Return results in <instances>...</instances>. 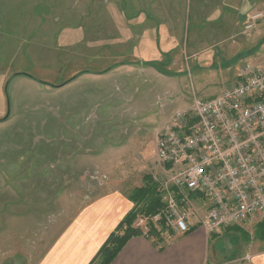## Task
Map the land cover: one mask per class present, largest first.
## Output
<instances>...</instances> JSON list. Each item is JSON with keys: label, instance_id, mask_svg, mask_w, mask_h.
<instances>
[{"label": "rangeland", "instance_id": "1", "mask_svg": "<svg viewBox=\"0 0 264 264\" xmlns=\"http://www.w3.org/2000/svg\"><path fill=\"white\" fill-rule=\"evenodd\" d=\"M244 64L264 67V0H0V264H32L91 198L145 176L160 211L178 200L158 130ZM259 220L242 237L264 240Z\"/></svg>", "mask_w": 264, "mask_h": 264}, {"label": "built area", "instance_id": "2", "mask_svg": "<svg viewBox=\"0 0 264 264\" xmlns=\"http://www.w3.org/2000/svg\"><path fill=\"white\" fill-rule=\"evenodd\" d=\"M250 27V26H249ZM156 157L180 194L152 217L185 233L200 225L210 233L264 221V67L244 64L237 81L212 99H195L162 123ZM207 202L194 220L190 196Z\"/></svg>", "mask_w": 264, "mask_h": 264}, {"label": "crops", "instance_id": "3", "mask_svg": "<svg viewBox=\"0 0 264 264\" xmlns=\"http://www.w3.org/2000/svg\"><path fill=\"white\" fill-rule=\"evenodd\" d=\"M210 86L197 90L201 99L226 88L221 83ZM129 194L111 190L91 198L32 264L95 263L109 235L134 209ZM246 226H229L218 234L200 225L185 233L163 229L162 245L143 235L133 236L109 264H264V240L242 237Z\"/></svg>", "mask_w": 264, "mask_h": 264}, {"label": "trees", "instance_id": "4", "mask_svg": "<svg viewBox=\"0 0 264 264\" xmlns=\"http://www.w3.org/2000/svg\"><path fill=\"white\" fill-rule=\"evenodd\" d=\"M158 186V183L153 181L152 178L145 176L144 184L130 192L129 198L134 204L142 203L143 206L138 209L139 214L142 216L152 217L164 207ZM136 216L137 212L133 209L124 217L115 231L109 235L96 257V262L93 264H109L122 246L133 236L143 235L148 239H152L155 244L159 243L162 245L161 231L164 229L163 223L156 222L157 224H154L152 221H149L147 232H143L139 227L133 226ZM258 224V230L264 232V221Z\"/></svg>", "mask_w": 264, "mask_h": 264}]
</instances>
